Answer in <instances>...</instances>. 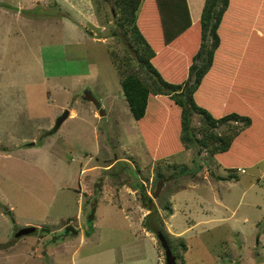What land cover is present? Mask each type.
Segmentation results:
<instances>
[{
	"label": "rangeland",
	"instance_id": "374dc122",
	"mask_svg": "<svg viewBox=\"0 0 264 264\" xmlns=\"http://www.w3.org/2000/svg\"><path fill=\"white\" fill-rule=\"evenodd\" d=\"M71 1L0 0V264H165L140 184L173 253L186 245L177 264H264V160L219 179L226 170L193 147L155 182L111 62L129 50L119 10L90 0L89 17ZM28 225L36 235L13 237Z\"/></svg>",
	"mask_w": 264,
	"mask_h": 264
},
{
	"label": "trees",
	"instance_id": "16d2710c",
	"mask_svg": "<svg viewBox=\"0 0 264 264\" xmlns=\"http://www.w3.org/2000/svg\"><path fill=\"white\" fill-rule=\"evenodd\" d=\"M112 3L119 10L116 24L129 35V50L122 57L111 51V62L155 163L153 180L171 177L166 171L174 165L167 159L193 147L206 150L226 170L219 179L238 180L240 168L258 165L264 159V0H204L194 22L186 0ZM225 48L235 67L226 87L218 89V82H211L217 75L213 61ZM249 59L255 63L246 68ZM139 187L142 207L149 211L144 226L156 234L160 247L159 233L172 250L152 199ZM163 207L170 216L171 203ZM94 210L87 215L90 226ZM179 245L182 253L173 254L184 262L186 245Z\"/></svg>",
	"mask_w": 264,
	"mask_h": 264
},
{
	"label": "crops",
	"instance_id": "0c3cea01",
	"mask_svg": "<svg viewBox=\"0 0 264 264\" xmlns=\"http://www.w3.org/2000/svg\"><path fill=\"white\" fill-rule=\"evenodd\" d=\"M67 1H70V0H67ZM186 2H187L188 11H189L191 21L194 22V21L198 20L200 15H201L204 0H186ZM70 4L79 10H84L83 13L86 16L90 17V14H91L90 11H88L87 9H84L86 5H88L91 8L90 0H84V1L83 0H79V1L72 0ZM80 7H83V9H80ZM85 10L87 13L85 12ZM230 53L231 52L226 51V48H225V50H223L222 53H217V56L214 58L213 71L216 72L217 75L215 78H212L213 80H211V82H218V86H219L218 89H220V87H222V86L224 88L226 87V84L228 83V80L231 77L233 67H235V65H233L235 63H233L231 60ZM253 63H255L253 61V59H249L248 61H245V63H243V64L246 65V68H248L249 65H251ZM69 112H70V116H72V114H74V112L72 110H70Z\"/></svg>",
	"mask_w": 264,
	"mask_h": 264
},
{
	"label": "water",
	"instance_id": "95a60500",
	"mask_svg": "<svg viewBox=\"0 0 264 264\" xmlns=\"http://www.w3.org/2000/svg\"><path fill=\"white\" fill-rule=\"evenodd\" d=\"M99 114L104 115V111L100 109ZM68 115H69V112L66 110L60 117H58L55 123L56 129L62 124V122L68 117ZM37 232H38L37 226L28 225V226L17 228L13 232V237L18 239V238H21L27 235H36ZM158 236L161 241V246L164 250L165 264H177L176 256L173 254L171 248L169 247L165 239L162 237L160 233L158 234Z\"/></svg>",
	"mask_w": 264,
	"mask_h": 264
}]
</instances>
